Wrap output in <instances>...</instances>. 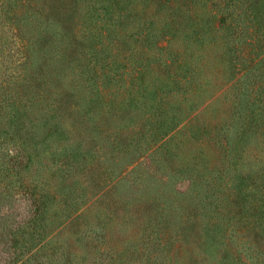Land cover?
<instances>
[{
    "label": "trees",
    "instance_id": "1",
    "mask_svg": "<svg viewBox=\"0 0 264 264\" xmlns=\"http://www.w3.org/2000/svg\"><path fill=\"white\" fill-rule=\"evenodd\" d=\"M9 18L25 91L7 110L23 129L7 162L34 205L20 264H264V0H14ZM70 70L72 90L56 85ZM86 131L105 138L106 170L100 153L95 167L79 157ZM63 132L80 134L64 144ZM53 137L64 154L43 164L34 151ZM80 174L95 180L92 205L137 223L144 249L110 261L101 244L89 253L98 235L84 228L86 255L70 236L51 245L54 205L62 229L85 224L71 202L87 199L70 200L77 183L88 192ZM130 176L140 191L117 196ZM174 177L187 188L170 191Z\"/></svg>",
    "mask_w": 264,
    "mask_h": 264
},
{
    "label": "rangeland",
    "instance_id": "2",
    "mask_svg": "<svg viewBox=\"0 0 264 264\" xmlns=\"http://www.w3.org/2000/svg\"><path fill=\"white\" fill-rule=\"evenodd\" d=\"M13 5L14 0H0V264H20L22 259L27 255V251H25L23 245L24 235L20 238H16V232L30 219L34 210V205L28 188L25 184H21V182L17 180L13 170H9V163L7 162L9 158L8 153H14V143L16 142L14 137H17L23 132V129L20 128V121L16 122L11 118V116L7 114V110L10 108V101L25 91H18L19 87L17 86L19 81L17 73L19 71L18 74H21L22 71L19 70L20 66L18 67V61L13 55H17L19 53L18 50L20 49L18 42L14 37L16 31L11 26L9 18L10 10ZM21 77H23V73ZM57 78H62L63 82L58 80L56 85H61L63 83V85L68 86L66 88L67 90H72V70L68 71L65 75H58ZM23 83L22 81L20 82L22 87L24 85ZM56 85L53 84L54 90H58ZM73 99L74 101L77 100L76 98ZM72 113L74 115V111ZM73 122L75 123L74 116L67 117L65 127H74L71 125ZM77 134L63 132V137H61L62 139L60 142L62 141L64 144L74 142V137L76 140L79 136H77ZM81 134H84V143L78 148V150L80 149L78 152L80 153L79 157L82 158L84 154L89 155L88 162L90 165L94 163L93 166L95 167L97 157H94V153H100L106 162L98 164V171L106 170L107 167L110 166L108 165L110 160L106 159L107 145L105 138L97 139V143L96 141L94 142L91 140L93 137H90L88 131ZM26 137H28V135L25 133V136L22 139H25ZM56 140V137H53L52 141H50L48 146L44 149L45 151L43 149L40 151H34L37 159L42 158L41 163L44 164L46 162L47 164H51L54 158L57 159L59 155H61V157L63 156L64 151L62 150V145L56 149ZM97 144L99 149L95 148ZM92 145H94V148H92ZM68 147H70V144ZM74 147L76 146L73 145V147H71L72 150ZM96 149H98V151H96ZM126 162V158H121L113 165L112 169L119 172ZM97 175L102 177L104 174ZM129 179L130 181L125 180L120 182V185L117 186V190H115L117 196H130L133 192L140 191L137 189V182L133 179V176H130ZM77 181L83 182L84 185L87 186L88 192L85 193L86 195L80 192V183H77L76 186H73V188L70 189V200L81 195H83L81 196V200L87 199V202H84V204H80L81 202H73L72 204L71 202L74 210L77 206L82 207L81 210H83L84 213L81 221L83 220L85 224H82V227L81 225L75 224L70 225L67 229H62V226L55 216V213L60 214V212L57 205H54L49 211L48 218L46 219V230L50 231L48 238L51 239V245H57L60 247L62 245L61 242L65 241L67 236H70L73 241H71L72 244L80 249L79 252L81 254L86 255V248L84 244H81L78 238V232L84 228L94 235H98L96 243H94L93 246L88 247L89 253L90 250H95V253H97L98 247L101 244V247L106 249L104 256L108 257L110 261L113 260L112 257H118L116 260H122L124 256L121 254L123 249L127 252L130 247L132 248L136 245L137 247L144 249L146 243H141V235L143 231L137 226L135 221L126 224L125 221L121 219L120 215L117 216L116 213L111 212L104 204L100 206L96 202L92 205V202L97 197V195L92 194V192L97 189L93 186V183L95 182L94 178H91L90 175L83 177V174H80ZM173 181L174 183H168V189L170 191L172 190V192H174V189L172 188L173 186L180 189H186L189 182L188 179L183 177H174ZM75 187H78L79 189L76 190ZM148 190L149 188L146 187L145 192ZM103 226L105 227L103 228ZM149 244L150 246L147 247L145 254H151L153 251L151 243Z\"/></svg>",
    "mask_w": 264,
    "mask_h": 264
}]
</instances>
